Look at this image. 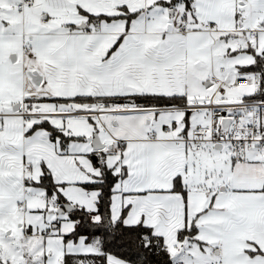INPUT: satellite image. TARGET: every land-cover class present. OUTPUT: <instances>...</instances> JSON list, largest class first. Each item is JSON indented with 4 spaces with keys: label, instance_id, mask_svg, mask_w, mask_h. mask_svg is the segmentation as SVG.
<instances>
[{
    "label": "snow or ice",
    "instance_id": "6c2138e0",
    "mask_svg": "<svg viewBox=\"0 0 264 264\" xmlns=\"http://www.w3.org/2000/svg\"><path fill=\"white\" fill-rule=\"evenodd\" d=\"M0 264H264V0H0Z\"/></svg>",
    "mask_w": 264,
    "mask_h": 264
}]
</instances>
